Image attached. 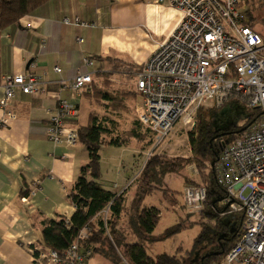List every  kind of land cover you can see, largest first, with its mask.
Here are the masks:
<instances>
[{"label":"crops","instance_id":"0c3cea01","mask_svg":"<svg viewBox=\"0 0 264 264\" xmlns=\"http://www.w3.org/2000/svg\"><path fill=\"white\" fill-rule=\"evenodd\" d=\"M64 18L72 23H63ZM181 18L179 9L155 0H46L0 33L1 77L32 72L45 85L36 94L17 89L6 109L14 116L6 124L0 122V264H55L34 256L35 249L46 250L41 221L70 218L75 210L69 192L88 161V152L80 141L74 145L50 142L48 119L58 101L66 100L79 108L78 117L67 121L66 127L78 129L89 123L94 103L86 92L62 90L58 81L92 72L93 89L104 75L99 72L106 73L114 59L124 66L141 67ZM85 58H91L93 65H85ZM56 65L60 73L54 71ZM1 77L0 98L4 95ZM3 114L0 107V119ZM107 146L99 150L98 182L122 194L121 219L133 221L136 185L128 184L140 172L142 163H133L144 151L134 139L107 154L104 162L108 149L103 147ZM110 161H115L117 173L103 175V162ZM210 205L215 207V201ZM129 209H133L131 215Z\"/></svg>","mask_w":264,"mask_h":264},{"label":"built area","instance_id":"2783aa9c","mask_svg":"<svg viewBox=\"0 0 264 264\" xmlns=\"http://www.w3.org/2000/svg\"><path fill=\"white\" fill-rule=\"evenodd\" d=\"M155 1L179 9L182 18L135 73V88L141 95L137 121L153 135L158 146L176 125L191 128L198 108L206 103L218 107L236 99L254 112V118L242 133L221 145L213 163L216 182L223 191L220 204L243 217L238 239L216 264H264L263 38L244 24L246 0ZM259 1L264 5V0ZM63 23L72 22L64 18ZM84 64L90 67L93 60L85 58ZM53 69L61 72L57 65ZM92 81V72H78L58 83L62 90L78 94L90 92ZM1 83L2 124L14 116L6 109L17 89L24 94L45 89L41 77L32 72L3 75ZM78 115L77 105L59 100L48 119L47 139L55 144L74 145L78 141L77 129L67 128L66 123ZM139 173L128 185L137 181ZM206 198L207 189L203 185H185L182 189L183 204L191 211H201ZM103 212L105 221L108 207ZM89 230L84 226L63 255L35 249L37 259L55 264H86L91 251L83 249L80 243Z\"/></svg>","mask_w":264,"mask_h":264},{"label":"trees","instance_id":"16d2710c","mask_svg":"<svg viewBox=\"0 0 264 264\" xmlns=\"http://www.w3.org/2000/svg\"><path fill=\"white\" fill-rule=\"evenodd\" d=\"M45 1L0 0V33L6 28L17 24L21 17L30 14ZM256 1L264 7L259 0H246L243 3L244 7L246 6V21L244 24L258 32L264 41V32L261 33V31L252 26L255 17L250 6L256 3ZM259 24L264 29V17L260 20ZM113 61L116 60L114 59ZM114 63L116 64L117 61ZM125 66L136 72L141 68L133 67L132 65ZM99 74L104 73L99 72ZM110 98L105 92H102L100 95V99L102 100ZM200 109L201 107L196 112L194 125L187 133L191 155L187 158L168 160L161 155L152 153L146 159L139 173L138 179L135 182L136 195L131 204V207L135 211V219L130 221V223L135 226L136 232L140 235L151 233L160 218V210L154 206L141 207L142 200L152 190L162 191L167 189L163 188L161 184V178L166 174L172 173L176 175L182 169L194 166L197 175L193 178L185 175L181 180L183 187L185 185H203L206 187L207 198L204 206L207 204L208 198L211 196L214 188L222 191V188L217 184L215 179L213 163L217 159L221 145L233 140L228 135L237 132L235 129L211 130L202 119ZM109 121H111L110 124L112 125L113 120L111 119H106V117L99 119L96 115H90L89 123L77 129L78 141L85 146L88 152V161L80 167L79 174L69 192V198L75 210L70 218L60 216L41 221L43 247L46 250L55 251L57 254L63 255L67 247L76 240L79 231L84 226H88L90 228L89 233L80 244L83 249L90 250L91 254L103 252L114 263L121 262L122 264H182L175 255H168L166 253H160L154 257L148 255L142 242H128L118 228L119 219L123 212L124 197L122 194L113 193L104 188L98 182L100 177L99 150L104 145L119 147L128 144L131 139L140 140L145 136V133L139 131V128L142 129V125L137 121V128L133 127L127 131L128 133L124 137H120L113 134L110 125L108 126ZM220 137L223 138L221 139ZM205 170H208V173L205 175V181L199 182V174L205 172ZM107 207L109 217L104 221L103 218H98V216ZM95 218L97 220L93 223V219ZM234 220L223 223L221 219H214L213 228L218 231H225V236L219 239L220 243L215 246L213 252L207 251L203 254L201 260L198 259L196 262L187 264L219 263L225 253L232 247L230 245L234 244L238 239L243 217L240 214ZM176 231L178 229L174 228L165 235L174 234ZM197 239H199V236ZM34 256H38L37 251H34Z\"/></svg>","mask_w":264,"mask_h":264},{"label":"rangeland","instance_id":"374dc122","mask_svg":"<svg viewBox=\"0 0 264 264\" xmlns=\"http://www.w3.org/2000/svg\"><path fill=\"white\" fill-rule=\"evenodd\" d=\"M250 8L255 17L252 26L258 31H261V33L264 32V29H262L259 24L260 20L264 17V7L256 1ZM114 62L116 61L108 62V71L104 73L105 75L98 81V87H94L90 92L87 91L86 93L94 103V110L91 115H96L99 119H104V117H106V119L113 120L112 125L110 124L111 121H109L108 124L113 130V134L124 137V135L128 133L127 131L131 130L133 127L137 128L136 109L141 101V95L135 88L136 71L122 65L120 62L116 64ZM102 92H105L111 98L100 99ZM200 111L202 119L211 130L222 131L235 129L237 133L228 135L229 138L233 139L239 136L243 129L249 124L248 122H251L254 118V112L249 111L244 103L236 99H230L218 107L214 104L206 103L201 107ZM189 130L190 127L176 125L168 137L157 146L153 135L147 132L143 127L142 129L139 128V131L145 133V136L140 140H135L144 152L139 155L138 161L133 164L136 166V164L141 162L142 165L140 168L142 169L146 158L152 153L161 155L168 160L189 157L191 155L187 137ZM220 138L222 139L223 137ZM133 140L134 139H131L130 141ZM103 149H108V151H104L103 153L104 161L107 154H111V151H115L119 148L107 146V148L103 147ZM130 149L131 145L127 150ZM127 160L128 157H126V161ZM104 162L102 165L103 175L107 172L108 175H116L117 167L114 165L115 161H110L108 164ZM207 173L208 170H205V172L199 174V182L205 181L204 179ZM185 175L190 176V178L197 175L195 167L191 166L184 168L176 175L172 173L166 174L161 178V184L163 188L167 189L162 191L152 190L149 193L150 196H148L145 201L142 200L141 207L150 203L160 210V218L151 233L148 235H140L136 232L135 226L130 223V220L128 222L127 219H121V217L118 224L120 231L124 233L125 239L128 242H142L148 255L152 257L160 253L175 255L182 264L196 262L198 259L201 260L203 254L207 251L213 252L215 246L220 243L219 239L225 236V231H218L213 228L214 219H221L223 223H227L229 220H234L240 215L238 213L229 212L225 206L220 204L218 199L223 196V191L215 188L214 192H212L211 196L208 198L207 204L201 211L194 212L188 209L183 204L182 200L183 182L181 178ZM214 201L216 203L215 207L209 204ZM132 210L129 213L130 215ZM108 214L109 212H107L106 218L109 217ZM104 217L105 213L102 211L98 218L104 219ZM174 228H177L178 231L168 236L165 235ZM198 236L199 239H197ZM232 245L233 244L230 246ZM87 259L89 260V264H122L121 262L114 263L112 259L103 252H95ZM214 263L216 264V262Z\"/></svg>","mask_w":264,"mask_h":264}]
</instances>
